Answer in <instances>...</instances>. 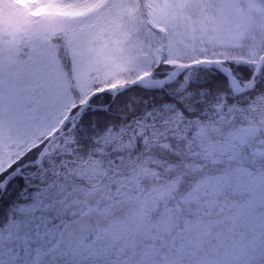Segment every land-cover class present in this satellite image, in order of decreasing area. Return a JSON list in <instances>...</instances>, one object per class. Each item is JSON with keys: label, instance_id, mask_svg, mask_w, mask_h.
Segmentation results:
<instances>
[{"label": "snow or ice", "instance_id": "obj_1", "mask_svg": "<svg viewBox=\"0 0 264 264\" xmlns=\"http://www.w3.org/2000/svg\"><path fill=\"white\" fill-rule=\"evenodd\" d=\"M0 264H264V0H0Z\"/></svg>", "mask_w": 264, "mask_h": 264}]
</instances>
